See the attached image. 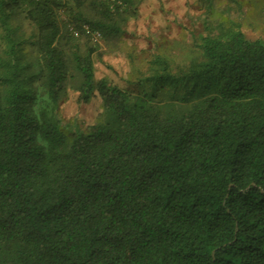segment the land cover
Segmentation results:
<instances>
[{
	"label": "trees",
	"instance_id": "obj_1",
	"mask_svg": "<svg viewBox=\"0 0 264 264\" xmlns=\"http://www.w3.org/2000/svg\"><path fill=\"white\" fill-rule=\"evenodd\" d=\"M135 14L0 0V264H264V42L207 35L183 68L155 56L133 94L96 79L80 41L116 40ZM69 89L101 100L86 132L57 116Z\"/></svg>",
	"mask_w": 264,
	"mask_h": 264
},
{
	"label": "rangeland",
	"instance_id": "obj_2",
	"mask_svg": "<svg viewBox=\"0 0 264 264\" xmlns=\"http://www.w3.org/2000/svg\"><path fill=\"white\" fill-rule=\"evenodd\" d=\"M108 1V0H107ZM113 1V0H112ZM136 14L130 18L122 35L105 42L98 34H86L83 44L98 46L94 57L96 79L136 94L155 56L165 58L172 69L187 66L200 56L201 39L221 32L240 31L250 41L264 42V0H132ZM65 24L68 18L62 14ZM21 39L26 41L28 57L34 54V28L22 16L14 18ZM79 38V31L68 26ZM86 30V29H85ZM84 30V31H85ZM0 31V51L3 47ZM102 112L101 100L95 96L87 104L79 103V94L69 89L57 116L66 132H86Z\"/></svg>",
	"mask_w": 264,
	"mask_h": 264
}]
</instances>
